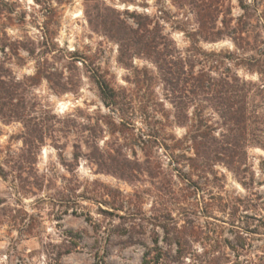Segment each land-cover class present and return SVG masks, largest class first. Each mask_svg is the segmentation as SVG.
<instances>
[{
    "label": "rangeland",
    "instance_id": "rangeland-1",
    "mask_svg": "<svg viewBox=\"0 0 264 264\" xmlns=\"http://www.w3.org/2000/svg\"><path fill=\"white\" fill-rule=\"evenodd\" d=\"M0 264H264V0H0Z\"/></svg>",
    "mask_w": 264,
    "mask_h": 264
},
{
    "label": "trees",
    "instance_id": "trees-1",
    "mask_svg": "<svg viewBox=\"0 0 264 264\" xmlns=\"http://www.w3.org/2000/svg\"><path fill=\"white\" fill-rule=\"evenodd\" d=\"M197 82H198V86H197L198 89H203V88H205V86H204V82H202V81H200V80H197Z\"/></svg>",
    "mask_w": 264,
    "mask_h": 264
}]
</instances>
